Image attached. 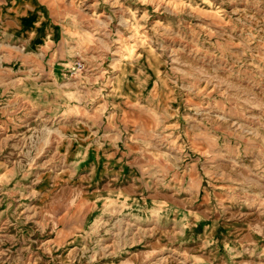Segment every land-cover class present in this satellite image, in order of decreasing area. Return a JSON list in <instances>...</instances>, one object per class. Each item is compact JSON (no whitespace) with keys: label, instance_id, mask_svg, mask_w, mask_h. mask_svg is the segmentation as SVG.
I'll list each match as a JSON object with an SVG mask.
<instances>
[{"label":"rangeland","instance_id":"rangeland-1","mask_svg":"<svg viewBox=\"0 0 264 264\" xmlns=\"http://www.w3.org/2000/svg\"><path fill=\"white\" fill-rule=\"evenodd\" d=\"M0 264H264V0H0Z\"/></svg>","mask_w":264,"mask_h":264},{"label":"crops","instance_id":"crops-1","mask_svg":"<svg viewBox=\"0 0 264 264\" xmlns=\"http://www.w3.org/2000/svg\"><path fill=\"white\" fill-rule=\"evenodd\" d=\"M28 26H30V24L28 25ZM36 29H38V27H36ZM42 38H40V39H37L36 40V42H38L39 40H41ZM31 44H34L35 45V42L33 43V41H32V43ZM37 44V43H36ZM40 45V44H39ZM51 47H53V46H51ZM53 49V48H52ZM48 54H50V52H47Z\"/></svg>","mask_w":264,"mask_h":264},{"label":"bare ground","instance_id":"bare-ground-1","mask_svg":"<svg viewBox=\"0 0 264 264\" xmlns=\"http://www.w3.org/2000/svg\"><path fill=\"white\" fill-rule=\"evenodd\" d=\"M99 59V58H98ZM98 65V64H97ZM100 65H102V64H100ZM97 67V66H96ZM99 67V66H98ZM94 70V69H93ZM92 71V70H91ZM97 73V72H96ZM94 74H95V72H94ZM103 74V73H102ZM98 75V74H97ZM93 93V92H92ZM96 94V93H95ZM93 95V94H92ZM95 96V95H94ZM91 99V98H90ZM81 100V99H80ZM87 100V99H86ZM85 101V100H84ZM92 105V104H91ZM80 114H82V113H80Z\"/></svg>","mask_w":264,"mask_h":264}]
</instances>
